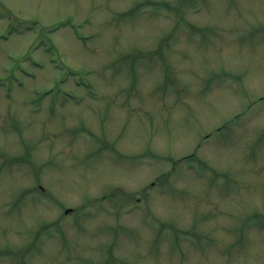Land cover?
I'll list each match as a JSON object with an SVG mask.
<instances>
[{
    "label": "rangeland",
    "instance_id": "374dc122",
    "mask_svg": "<svg viewBox=\"0 0 264 264\" xmlns=\"http://www.w3.org/2000/svg\"><path fill=\"white\" fill-rule=\"evenodd\" d=\"M0 264H264V0H0Z\"/></svg>",
    "mask_w": 264,
    "mask_h": 264
}]
</instances>
